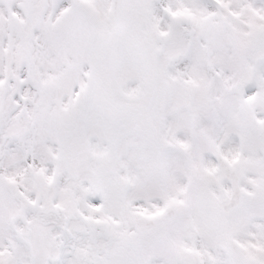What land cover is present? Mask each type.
Listing matches in <instances>:
<instances>
[{"label":"snow or ice","instance_id":"obj_1","mask_svg":"<svg viewBox=\"0 0 264 264\" xmlns=\"http://www.w3.org/2000/svg\"><path fill=\"white\" fill-rule=\"evenodd\" d=\"M0 264H264V0H0Z\"/></svg>","mask_w":264,"mask_h":264}]
</instances>
